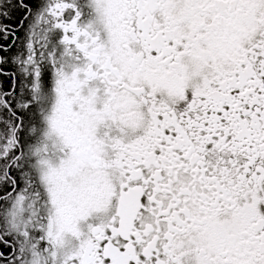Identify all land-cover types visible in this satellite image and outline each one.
<instances>
[{"label":"snow or ice","instance_id":"6c2138e0","mask_svg":"<svg viewBox=\"0 0 264 264\" xmlns=\"http://www.w3.org/2000/svg\"><path fill=\"white\" fill-rule=\"evenodd\" d=\"M0 264H264V0H0Z\"/></svg>","mask_w":264,"mask_h":264}]
</instances>
